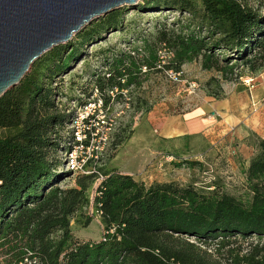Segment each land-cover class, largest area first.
Wrapping results in <instances>:
<instances>
[{"label":"trees","instance_id":"obj_1","mask_svg":"<svg viewBox=\"0 0 264 264\" xmlns=\"http://www.w3.org/2000/svg\"><path fill=\"white\" fill-rule=\"evenodd\" d=\"M144 4L136 10L166 17L176 12L177 20L172 29L156 25L152 41L132 39L125 49L100 51L102 71L93 75V88L102 107L110 101L108 93L139 89L145 74L161 69L158 47L172 55L166 70L179 72L199 62L202 70L220 73L222 81L240 78L242 73H235L240 66L248 67L251 76L264 65V0ZM122 23L120 10L93 20L72 41L37 59L0 98V264H264V140L257 141L243 172L249 194L244 201L173 183L146 187L128 174L98 167L103 179L93 205L104 234L99 241L75 239L71 223L87 227L92 221L84 212L90 204L85 191L96 174L79 178V188L62 187L70 172L57 152L78 142L61 134L71 115L54 99L60 94L55 78L88 44L118 31ZM205 87L208 96L222 98L215 78ZM130 136L119 137L114 150Z\"/></svg>","mask_w":264,"mask_h":264},{"label":"rangeland","instance_id":"obj_2","mask_svg":"<svg viewBox=\"0 0 264 264\" xmlns=\"http://www.w3.org/2000/svg\"><path fill=\"white\" fill-rule=\"evenodd\" d=\"M144 2L145 0H139L133 6L124 5L116 9L123 16V23L118 31L110 32L103 39L88 44L69 70L55 78L60 94L54 99L61 101L62 108L67 107L71 115L61 133L63 138L70 141L74 137L76 142H79L78 138L81 143L88 142L87 145H74L70 142L71 150L68 143V149L57 152V157L64 163V171L70 172L63 180L62 187L79 188L76 184L79 178L96 174L94 184L85 191L90 204L84 212L92 217V221L87 227L71 223L72 233L77 240L99 241L104 234L100 216L94 211L93 205L95 190L103 179L98 167L128 174L146 187L173 183L180 187H191L201 193L228 194L242 201L249 198L244 184V169L237 166L235 159L245 151L250 161L255 154L257 141L262 140L255 133L262 124L259 121L261 101L257 100L254 92L257 81L259 83L257 75L264 71V65L257 68L251 76L248 67L240 66L235 73H242V76L230 82L222 81L220 73L214 70H202L199 62L187 63L179 72L171 70L180 74L181 82L178 83L172 81L165 72L170 71L165 69L172 57L170 53L165 66L159 71L145 74L139 89L110 92L107 94L109 103L102 107V97L93 88V75L102 71L103 56L100 51L114 47L125 49V41L132 39L139 41L146 38L152 41L157 31L156 25L167 23L166 29H172V22L177 20L176 12H171L169 17L149 10L138 12L136 8L144 6ZM74 37L75 35L70 41ZM160 48L158 47L157 54L160 51V55L167 59V52L164 53V49ZM259 65L256 63L255 66ZM144 71L142 70L143 73ZM211 78L221 83L222 98H226L224 88L232 95V102L242 103L244 100L241 96L244 95L248 98L242 122L232 126L230 132L213 135V131H210L209 135L212 136L208 137L207 142L203 140V144L194 147L184 139L181 142L167 143L170 139L161 135L154 119L163 116L179 122L178 116L206 106L210 102L208 98L222 99L207 95L205 85ZM228 87L232 91L227 90ZM211 89H214V85ZM118 93L122 95L121 98L115 97ZM150 113L153 114L151 119L148 117ZM87 114L92 116L86 119L85 124L82 119ZM227 125L230 127L229 123ZM2 135L4 133L0 132V136ZM127 135L131 136L114 150L118 138ZM217 135L221 138L212 139ZM215 141L222 148L218 143L214 144ZM215 148L218 151L213 152ZM69 160H74L80 169L68 170L66 163ZM186 162H196L200 166L191 168Z\"/></svg>","mask_w":264,"mask_h":264},{"label":"water","instance_id":"obj_3","mask_svg":"<svg viewBox=\"0 0 264 264\" xmlns=\"http://www.w3.org/2000/svg\"><path fill=\"white\" fill-rule=\"evenodd\" d=\"M139 0H0V98L33 63L99 17Z\"/></svg>","mask_w":264,"mask_h":264},{"label":"crops","instance_id":"obj_4","mask_svg":"<svg viewBox=\"0 0 264 264\" xmlns=\"http://www.w3.org/2000/svg\"><path fill=\"white\" fill-rule=\"evenodd\" d=\"M257 85L255 86V97L260 102V112L259 121L261 126L256 130V134L259 138L264 140V71H260L257 75ZM231 90V88H227ZM226 98L220 100H214L208 98L210 102L206 106H202L190 113H185L178 116L179 122L175 121L173 118H155L154 120L157 123L160 133L164 138H169L168 142H181V140H188L191 147L197 146L198 144H203V140L207 142L210 131H213L214 134H222L223 132H230L232 126L240 124L242 122L243 110L248 104V98L241 96L244 101H238L237 103L232 102V95H229V92L224 88ZM232 91V90H231ZM212 100V101H211ZM149 119L153 118V114L148 115ZM229 123L230 127L227 125ZM221 138L213 136L212 139ZM172 139V140H171ZM166 140H164L165 142ZM218 142L215 141L214 144ZM239 145V144H238ZM218 146L222 148V145ZM217 146V147H218ZM218 148H215L213 152L218 151ZM243 150V149H242ZM241 150V151H242ZM254 151V150H252ZM219 153V152H217ZM216 154V153H215ZM221 155V153H219ZM237 161L238 167H243L244 170L248 167L249 158L246 157V152L243 151L241 155H238L235 159Z\"/></svg>","mask_w":264,"mask_h":264},{"label":"built area","instance_id":"obj_5","mask_svg":"<svg viewBox=\"0 0 264 264\" xmlns=\"http://www.w3.org/2000/svg\"><path fill=\"white\" fill-rule=\"evenodd\" d=\"M165 52H167V51L164 49V53ZM169 58H170V53L169 52H167V59L164 56L160 55V52H159V62H160V65L158 66V68H162L163 66H165V62ZM165 72L168 74V76L171 78L172 81L178 82V83L181 82L180 79H179V77H180V74L179 73L178 74L177 73H174L171 70L170 71H165ZM89 116H92V115L87 114L86 117H83L82 121H84L87 118H89ZM78 141H79L78 144H81L82 141H81L80 138H78ZM86 149H87V147H86ZM69 156H71V155H69ZM66 167H67L68 170H73V171L80 169V166L77 163H75L74 160H69L66 163Z\"/></svg>","mask_w":264,"mask_h":264}]
</instances>
